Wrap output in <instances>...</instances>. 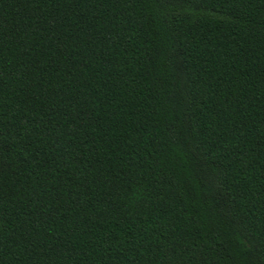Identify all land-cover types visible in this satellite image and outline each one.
Segmentation results:
<instances>
[{"label":"trees","instance_id":"1","mask_svg":"<svg viewBox=\"0 0 264 264\" xmlns=\"http://www.w3.org/2000/svg\"><path fill=\"white\" fill-rule=\"evenodd\" d=\"M0 264H264V0H0Z\"/></svg>","mask_w":264,"mask_h":264}]
</instances>
